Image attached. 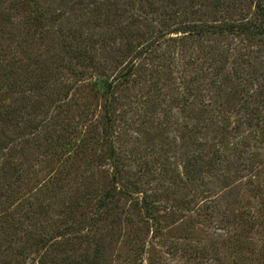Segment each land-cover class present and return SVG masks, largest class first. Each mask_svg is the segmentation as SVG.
Wrapping results in <instances>:
<instances>
[{
    "label": "trees",
    "instance_id": "trees-1",
    "mask_svg": "<svg viewBox=\"0 0 264 264\" xmlns=\"http://www.w3.org/2000/svg\"><path fill=\"white\" fill-rule=\"evenodd\" d=\"M0 264H264V0H0Z\"/></svg>",
    "mask_w": 264,
    "mask_h": 264
},
{
    "label": "rangeland",
    "instance_id": "rangeland-1",
    "mask_svg": "<svg viewBox=\"0 0 264 264\" xmlns=\"http://www.w3.org/2000/svg\"><path fill=\"white\" fill-rule=\"evenodd\" d=\"M70 17V21L71 22H75V19L74 17L70 14L69 15ZM13 47H17L18 50H20V52H22V56H24V51L25 50H28L31 46L30 44H24V46H22L21 48L16 46V44H13L12 45ZM30 50V49H29ZM34 50V49H32ZM127 119H130V118H133L134 120L138 118H136V115L134 113H130L127 115L126 117ZM161 129H158L155 125V128H148L149 131L146 130V127L144 125H141L139 124L138 122L135 123L134 125V130L133 131V136H139L140 138H142V140H140L138 142V147H142L143 149H147L148 147L152 146L153 144L159 146V144L161 143V140H162V130H163V127L160 126ZM168 128H173L174 127L168 125L167 126ZM125 145V144H124ZM179 154H182V152L180 151V149H178L177 151ZM86 156L83 157L80 159V166L81 167H85V163H86ZM72 178V175L71 177H69V180ZM99 179V178H97ZM71 185L72 186H75V182L74 180L71 181ZM71 192V194L69 193ZM69 193V194H68ZM74 195H75V191L73 190H69V191H65V193H55L53 194L52 197H49V200H47L51 207L49 208V211H51V217L53 218V222H56L57 220H60L63 216H62V211L65 210L68 202H70L73 198H74ZM52 222V224H53ZM114 249H116L117 246H120L119 242L115 240L114 244Z\"/></svg>",
    "mask_w": 264,
    "mask_h": 264
}]
</instances>
